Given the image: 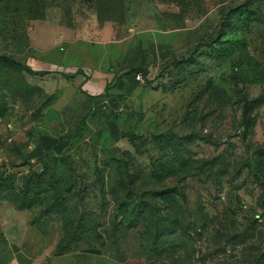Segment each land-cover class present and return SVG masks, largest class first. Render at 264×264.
Returning <instances> with one entry per match:
<instances>
[{"label":"rangeland","instance_id":"obj_1","mask_svg":"<svg viewBox=\"0 0 264 264\" xmlns=\"http://www.w3.org/2000/svg\"><path fill=\"white\" fill-rule=\"evenodd\" d=\"M0 55L7 183L105 177L80 228L0 190V264H264V0H0Z\"/></svg>","mask_w":264,"mask_h":264},{"label":"trees","instance_id":"obj_2","mask_svg":"<svg viewBox=\"0 0 264 264\" xmlns=\"http://www.w3.org/2000/svg\"><path fill=\"white\" fill-rule=\"evenodd\" d=\"M0 63L16 68H23L21 62L7 56L0 55ZM50 73V72H46ZM109 96L108 94L91 95L90 98H98L102 96ZM94 96V97H93ZM67 171V172H66ZM4 173H0V190L8 188L12 190V199L19 205L20 208H33L37 205H44L41 209V218L60 216L64 222L65 227L77 224L79 228L87 222H95L96 215L87 210L86 198L90 194L89 188L91 186H97L101 192L104 191L105 177L102 176V171L98 170L95 175V181L93 185L87 183L89 177L84 173H79L72 166H66L65 170L62 171L60 166H50L47 161L43 162L41 169L38 172H33L30 176L23 180L21 185H16L13 179L10 183H7V179L4 178ZM98 181V183H96ZM82 188L80 204L83 211L80 212L78 208L70 207V200L68 194H74L73 190ZM114 194L119 198V191L115 190ZM128 196V193H126ZM31 223L40 230H44L42 225H38L36 217L31 219ZM98 224V223H96ZM99 226V225H98ZM66 230V228H65ZM81 233L65 231L63 240L67 238V243L76 242L79 240ZM3 236L2 230H0V237ZM12 257L10 258V260Z\"/></svg>","mask_w":264,"mask_h":264},{"label":"crops","instance_id":"obj_3","mask_svg":"<svg viewBox=\"0 0 264 264\" xmlns=\"http://www.w3.org/2000/svg\"><path fill=\"white\" fill-rule=\"evenodd\" d=\"M89 94L92 95L94 93L90 92ZM109 95L112 96L110 93ZM37 260L38 258H36V256L34 257L33 255H31L30 252L23 251L15 253L14 257L8 264H38L39 262Z\"/></svg>","mask_w":264,"mask_h":264},{"label":"built area","instance_id":"obj_4","mask_svg":"<svg viewBox=\"0 0 264 264\" xmlns=\"http://www.w3.org/2000/svg\"><path fill=\"white\" fill-rule=\"evenodd\" d=\"M138 78L140 79L141 78V75H138Z\"/></svg>","mask_w":264,"mask_h":264}]
</instances>
